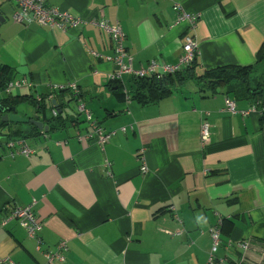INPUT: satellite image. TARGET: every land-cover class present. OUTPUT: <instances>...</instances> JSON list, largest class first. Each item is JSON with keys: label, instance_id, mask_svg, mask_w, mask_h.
I'll use <instances>...</instances> for the list:
<instances>
[{"label": "crops", "instance_id": "obj_1", "mask_svg": "<svg viewBox=\"0 0 264 264\" xmlns=\"http://www.w3.org/2000/svg\"><path fill=\"white\" fill-rule=\"evenodd\" d=\"M175 2L200 16L190 32L198 42L196 61L182 69L191 68L186 78L169 84L168 94L141 104L132 97L135 77L124 73L111 81L114 63L91 53L113 56L105 31L89 22L66 31L15 22V4L0 0V68L34 83L14 92L11 103L48 126L41 132L20 125L34 149L29 156L0 149V258L17 264H209L210 231L220 217L214 264H264V96L238 99L223 86L201 96L195 83L203 70L224 65H253V77L264 81V62H256L264 45V0H48L85 20L119 22L126 60L135 69L151 60H178L187 31L175 24ZM70 81L92 118L115 131L103 151L77 139L89 126L76 100L50 89ZM36 95L42 97L37 106L29 101ZM227 97L239 110L258 103L259 111L227 112ZM53 109L59 118L51 117ZM204 118L211 128L202 145ZM12 125L0 134L8 136L17 128ZM33 201L43 224L39 251L17 220L1 223L13 206ZM61 240L67 243L64 261H47L43 252Z\"/></svg>", "mask_w": 264, "mask_h": 264}, {"label": "built area", "instance_id": "obj_2", "mask_svg": "<svg viewBox=\"0 0 264 264\" xmlns=\"http://www.w3.org/2000/svg\"><path fill=\"white\" fill-rule=\"evenodd\" d=\"M15 4L14 10L12 12V19L19 23H29L37 22L40 25H46L50 27H59L61 30L66 31L69 28H76L80 24L89 22L105 31L111 38L113 42V56L100 55L95 51H91L92 55L111 61L115 65V70L110 74V80H119L121 74H129L135 78H142L146 76H154L156 78H161L166 74H172L178 72L182 69L188 68L196 61L198 42L193 34V30L196 27V23L199 19V14H190L182 8L179 2H175L172 9L177 15L175 24H184L187 33H184L182 53L179 55L178 60L174 64L159 63L156 60H151L148 62L147 66L135 69L131 66L130 62L126 60L127 57V47H126V36L122 30L119 22L110 23L107 20L97 21L96 19L85 20L79 15L72 14L71 12L60 9L57 6H52L48 4V0H12ZM34 83L27 78L19 77L14 78L7 82L1 93L5 97L11 96L18 89H32ZM50 89L52 91L56 90H66L69 92L71 97L76 100L77 112L83 116L84 121L89 126V131L84 134H78L77 139L79 141L87 140L88 142L95 143L100 150H104L105 145L108 143L109 139L115 133V131H105L93 118L90 109L87 107L86 103L82 99L81 91L79 86L75 81H70L64 84H50ZM35 100L40 102L42 100L41 95H36ZM258 103L250 105L247 110H239L236 106V101L232 98L227 97L224 100L223 110L230 112L232 114L239 113L241 115H246L251 112L259 111ZM261 110H264V103H262ZM58 111L56 109L52 110L51 115L57 116ZM206 116L209 113H205ZM210 124L207 118L203 119L200 129V139L202 145H205L210 138ZM122 130H125L123 127ZM0 149H5L9 156L14 157L16 155L29 156L34 152V149L30 146L27 139L22 136H3L0 134ZM142 153H139L141 158ZM111 163L108 160L104 161L105 167H110ZM146 165L142 161L140 166V171L144 173L146 171ZM35 201L26 205L13 206L9 210L4 219H2V224H5L8 220H17L25 229L28 237L35 239L36 249L39 251L42 239L40 237V232L42 230V222L38 219L36 213L33 210ZM175 218L178 215L173 214ZM222 220L218 217L216 224L211 229V250L209 253V264H214L213 254L217 251L218 246L221 243L220 240V225ZM240 246L244 249L248 247V242H240ZM67 249V243L65 240H61L56 244L53 251L43 252L45 258L49 262L53 261H64V252ZM0 264H17L10 257L0 258Z\"/></svg>", "mask_w": 264, "mask_h": 264}, {"label": "trees", "instance_id": "obj_3", "mask_svg": "<svg viewBox=\"0 0 264 264\" xmlns=\"http://www.w3.org/2000/svg\"><path fill=\"white\" fill-rule=\"evenodd\" d=\"M256 62H264V45L261 46L256 55ZM253 65L252 66H236V65H224L218 68L205 69L203 72L198 75L196 78L197 91L201 96H206L212 94L213 92L219 90V87H224L226 90L235 96L236 98H252L256 101H261V97L264 96V81L260 77H253ZM191 69V68H190ZM190 69L180 70L179 72L173 74H166L161 78H156L154 76H146L142 78H133V81L136 85L132 97L136 99L141 104H148L155 102L168 94L170 92L169 84L178 83L185 77H187V72ZM3 68H0V91L3 90L8 81L14 79L9 76V74L3 71ZM194 74H190V76ZM133 76H131L132 78ZM117 82L118 80H111ZM60 92H66V90H59ZM34 101V105H38V102L33 98L29 101ZM11 97H5L0 101V110L5 109L6 107L15 105V101L11 103ZM52 118H59L60 115L57 113V116H51ZM12 125L13 123H9ZM4 123L0 122L2 127ZM8 125V124H6ZM17 125L16 129H11L9 137L13 136H22L27 137L26 132L21 130L20 125ZM13 127V125L11 126ZM31 128L38 130L37 127L31 125Z\"/></svg>", "mask_w": 264, "mask_h": 264}, {"label": "water", "instance_id": "obj_4", "mask_svg": "<svg viewBox=\"0 0 264 264\" xmlns=\"http://www.w3.org/2000/svg\"><path fill=\"white\" fill-rule=\"evenodd\" d=\"M3 20L4 19L0 15V22H2ZM0 122L4 123V125L9 123L31 124L37 127L41 132H45L48 130V126L45 125L43 121L39 120L38 115H27L26 113H20L17 110V107L14 105L0 110Z\"/></svg>", "mask_w": 264, "mask_h": 264}, {"label": "rangeland", "instance_id": "obj_5", "mask_svg": "<svg viewBox=\"0 0 264 264\" xmlns=\"http://www.w3.org/2000/svg\"><path fill=\"white\" fill-rule=\"evenodd\" d=\"M13 2V1H12ZM15 92H17V90L15 91ZM26 108V107H25ZM82 116V115H81Z\"/></svg>", "mask_w": 264, "mask_h": 264}]
</instances>
